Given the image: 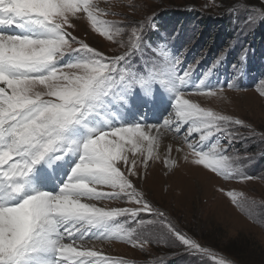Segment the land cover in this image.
<instances>
[{"label": "snow or ice", "instance_id": "obj_1", "mask_svg": "<svg viewBox=\"0 0 264 264\" xmlns=\"http://www.w3.org/2000/svg\"><path fill=\"white\" fill-rule=\"evenodd\" d=\"M110 14L117 13L100 8L98 0H0V264H128L86 241L119 238L143 250L154 238L163 239L146 231L153 225L162 226L189 252L209 257L211 264H230L155 208L132 177L138 175V155L145 169L149 160L159 158V131L165 128L183 135L185 160L191 156V163L225 180L252 179L233 155L240 135L235 126L250 125L185 98L189 92L223 97L225 84L207 79L211 68L193 80L203 55L186 67L187 49L162 50L136 69L125 63L143 46V25L134 22L129 31L102 19ZM83 18L115 40L117 54L107 55L69 31L75 30L74 19ZM157 84L172 95L167 118L159 124L117 118V103L158 104ZM171 151L169 145L165 164L171 160L175 166ZM70 163L56 190L41 187ZM228 194L252 215V202ZM102 199L135 206L103 208L87 202ZM141 214L153 219H140ZM120 217L136 229L119 225Z\"/></svg>", "mask_w": 264, "mask_h": 264}, {"label": "rangeland", "instance_id": "obj_2", "mask_svg": "<svg viewBox=\"0 0 264 264\" xmlns=\"http://www.w3.org/2000/svg\"><path fill=\"white\" fill-rule=\"evenodd\" d=\"M98 3L109 13H117L102 16V19L116 21L129 31L134 22V26L143 25V46L125 63H132L136 69L162 50L177 53L187 49L184 56L186 67L203 55L195 68L193 80L198 82V78L211 68L207 79L225 84L223 97L197 92L186 95H203L190 99L201 107L239 118L250 125V128L235 126L240 135L234 144L233 155L238 158L240 170L252 179L225 180L203 166L191 163V156L185 160L188 149L182 142L183 135L161 128L157 149L159 158L149 160L145 169L138 155V175L132 177L133 182L155 208L164 212L188 236L211 249L217 260L224 258L230 264H264V96L260 94L264 92V42L255 45L251 39L254 32L264 30L261 16L264 0H98ZM204 19H208L210 28L203 26ZM73 23L75 30L69 29L73 35L107 55L118 53L115 40L109 41L94 31L86 18L74 19ZM224 26L230 29L229 36L232 37H220L224 41L213 46L215 39H210L208 33L216 37ZM123 39L126 41L127 35ZM222 52L225 53L223 59L213 67ZM253 67L257 70L254 73ZM228 82L233 86L227 87ZM154 89L159 91L161 100L149 107L152 113L146 117V108L137 100L131 103L136 110L134 119L128 122L143 119L148 124H159L167 118V110L171 111L173 103L172 95L159 84L153 85ZM126 117L130 115L126 114ZM163 142L165 144L161 145ZM169 145L172 148L170 157L177 161L175 166L171 160L165 164ZM161 146H164V152ZM181 147L184 151L177 157L175 152ZM52 188L48 184L45 190ZM101 190L111 191L107 187ZM229 191L252 202L251 216L232 202ZM87 202L103 208L135 206L120 199ZM117 219L126 229L137 227L127 217ZM140 219L153 217L141 214ZM146 231L163 239L154 238L143 250L119 238L92 239L86 243L128 264H211L209 257L189 252L162 226L153 225Z\"/></svg>", "mask_w": 264, "mask_h": 264}, {"label": "bare ground", "instance_id": "obj_3", "mask_svg": "<svg viewBox=\"0 0 264 264\" xmlns=\"http://www.w3.org/2000/svg\"><path fill=\"white\" fill-rule=\"evenodd\" d=\"M134 91H135V89H134ZM137 91H139V89H137ZM161 94H165L164 92H161ZM201 96H203V95H199V94H187V95H185V98L186 99H190V98H193V97H201ZM191 100V99H190ZM137 100H129L128 101V103H127V105L126 106H121L119 103H117V108H119V111L117 112V118L118 119H121V120H124V121H126V122H128V121H131V120H133L134 119V114H135V109H134V107H133V105L131 104V103H134V102H136ZM192 102H197V101H194V100H191ZM137 104H140L139 102L137 103ZM145 106V105H144ZM145 108H146V110L145 111H147V109H149V105H147V106H145ZM114 111H115V109H114ZM126 114H128V115H130V117L128 118V117H126ZM146 117L148 116V113L145 115ZM130 123V122H129ZM166 134V133H165ZM167 135V134H166ZM172 136V135H171ZM167 137L168 138H170V136L169 135H167ZM167 138V139H168ZM163 144H165V142H163L161 145H163ZM161 150H162V152H164V146H161ZM176 156L178 157L179 156V153L180 152H178L177 150H176ZM131 155V154H130ZM72 163H74V160L72 161ZM69 165V167H71V163L70 164H68ZM68 165H66L63 169H62V171L60 172V173H58L56 176H54L50 181H54L53 183H54V185L55 186H58V179H60V177L63 175V171L68 167ZM69 170H70V168H69ZM41 187L43 188V189H45L46 188V186H45V184L43 185H41ZM51 191V190H50ZM78 243V242H77ZM89 246H90V243H87ZM93 250H95V249H93Z\"/></svg>", "mask_w": 264, "mask_h": 264}, {"label": "trees", "instance_id": "obj_4", "mask_svg": "<svg viewBox=\"0 0 264 264\" xmlns=\"http://www.w3.org/2000/svg\"><path fill=\"white\" fill-rule=\"evenodd\" d=\"M203 21H204L203 22V26H206V29L207 28H210V24L208 22V19H204ZM164 22L165 23H169L171 21H164ZM229 33H231L230 29L225 28V26H224V28H220L218 30V33H217V36L216 37L213 36V33L211 34V32L208 33V35H209L208 37H210V39L211 38L212 39H215V42L214 41L212 42V45L213 46H218L219 45L218 44L219 42L224 41V39L220 40V37H224V38H229V37L231 38L232 37V36H229ZM251 39L255 43V45L262 44V42H264V30H260L258 33L257 32H254V35L252 36ZM251 45L252 46H255L252 43H251ZM252 70H253V73L255 71H257L256 68H254V67L252 68Z\"/></svg>", "mask_w": 264, "mask_h": 264}]
</instances>
